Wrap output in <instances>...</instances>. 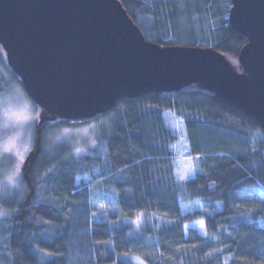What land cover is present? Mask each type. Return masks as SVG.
<instances>
[{
    "label": "trees",
    "instance_id": "trees-1",
    "mask_svg": "<svg viewBox=\"0 0 264 264\" xmlns=\"http://www.w3.org/2000/svg\"><path fill=\"white\" fill-rule=\"evenodd\" d=\"M118 1L147 42L212 49L242 67L248 40L231 26L234 0ZM0 50V67L23 86ZM44 113L23 185L0 199L8 213L0 215V264H264V129L256 118L200 84L125 98L90 121L91 150L65 161L45 160V128L67 121ZM169 116L183 122L195 158L187 179L175 171L179 135ZM84 176L89 182H77ZM101 197L106 208L95 203ZM197 222L204 233L188 227Z\"/></svg>",
    "mask_w": 264,
    "mask_h": 264
},
{
    "label": "water",
    "instance_id": "water-1",
    "mask_svg": "<svg viewBox=\"0 0 264 264\" xmlns=\"http://www.w3.org/2000/svg\"><path fill=\"white\" fill-rule=\"evenodd\" d=\"M232 5L243 73L212 49L147 42L118 0H0V44L31 100L70 124L200 84L264 129V0Z\"/></svg>",
    "mask_w": 264,
    "mask_h": 264
},
{
    "label": "rangeland",
    "instance_id": "rangeland-1",
    "mask_svg": "<svg viewBox=\"0 0 264 264\" xmlns=\"http://www.w3.org/2000/svg\"><path fill=\"white\" fill-rule=\"evenodd\" d=\"M0 59L3 60L2 58ZM230 64L234 67L233 69L236 72L243 73V68L239 66L237 61H231ZM0 65H3V67L5 66L2 63H0ZM0 82L2 86L7 89V94L0 98V145H3L5 141L14 136L17 131H21V129L13 126L14 117L12 114L26 112L32 117V119L24 125L22 129L23 136L16 143L21 151H23L25 145L28 146L29 150L26 153L27 159L29 153L34 150L36 139L35 126L38 121L37 117H39L40 120L42 116H45V113L39 107L37 108L36 104L28 97V95H26L22 84L17 78H15L14 74L8 70V68L4 71L0 67ZM167 120L175 133L179 135V142L173 149L175 155V171L179 178L181 175H186L185 179H187L196 173L197 168L195 165V158L189 155L183 122L175 116H169L167 117ZM46 122L47 120L44 123ZM94 123L95 122L90 123L89 121L81 124H70L67 122L54 121L48 125V122L43 139L45 143L44 155L47 157L45 160L60 156V158L65 161H73V157L89 152L91 146L95 145L94 136L96 135L97 128ZM5 125H7V128H5ZM29 137H31V139H29ZM77 148L81 149L79 154L76 152ZM26 159L23 162L22 174L18 180L19 187L7 188L0 191V199L1 197H6V199L11 198V196L14 195V192L23 185L20 181L24 174L23 171L27 170V165L25 164L27 162ZM17 163V159L12 155L5 154L4 156H0V183L3 182L6 175L13 171ZM80 181L87 183L89 182V178L87 176H84L83 179L78 178L77 182ZM107 200L108 197H101L97 199L95 203L99 208H101L99 206L100 204H103V208H106ZM141 223L142 219H138L136 222L137 225H140ZM188 227L196 228L201 233H204L203 222L193 223L188 225ZM132 261L134 264H141V262L142 264H146L144 261L140 259L138 260V258H133Z\"/></svg>",
    "mask_w": 264,
    "mask_h": 264
},
{
    "label": "snow or ice",
    "instance_id": "snow-or-ice-1",
    "mask_svg": "<svg viewBox=\"0 0 264 264\" xmlns=\"http://www.w3.org/2000/svg\"><path fill=\"white\" fill-rule=\"evenodd\" d=\"M12 116L14 117L13 126L21 129V131H17L16 134L12 137H10L7 141L3 143V145H0V156H4L5 154L14 156L18 163L14 167L13 171L6 175L3 182L0 183V191H3L7 188H16L19 187L18 180L21 177L22 174V166L23 162L26 159V153L28 152V146L25 145L23 147V151L17 147V141L21 139L23 136L22 129L25 124H27L32 117L27 114L26 112H20V113H13ZM39 119V117H37ZM5 128H7V125H5ZM31 139V137H29ZM77 154L81 152V149H76ZM186 178V175H181L180 179L183 180ZM101 208L104 207L103 204L99 205ZM7 212H0V215H7ZM142 264V262H141Z\"/></svg>",
    "mask_w": 264,
    "mask_h": 264
}]
</instances>
